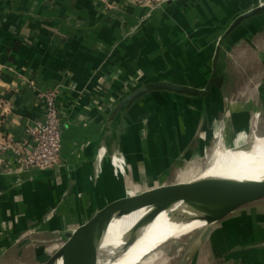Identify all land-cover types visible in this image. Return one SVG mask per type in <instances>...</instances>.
Here are the masks:
<instances>
[{"label": "crops", "instance_id": "1", "mask_svg": "<svg viewBox=\"0 0 264 264\" xmlns=\"http://www.w3.org/2000/svg\"><path fill=\"white\" fill-rule=\"evenodd\" d=\"M261 4L172 0L150 8L129 0H111L108 7L100 0H0V264H44L57 241L106 202L174 182L175 162L195 157L219 129L247 130L264 106V79L238 83L219 71L239 50L264 51V18L260 28L255 16L225 35L233 20ZM221 52L228 60L223 67ZM149 82L191 92L156 90L113 111ZM233 86L251 89L245 99L230 101ZM48 89L59 94L60 161L25 168L15 148L31 145L29 128L44 118L40 92ZM148 114L159 120L146 125ZM259 130L264 133L263 122ZM96 169L101 173L93 177ZM157 201L147 199L138 210ZM200 252L197 264L205 254L230 264H264V206L217 224Z\"/></svg>", "mask_w": 264, "mask_h": 264}, {"label": "bare ground", "instance_id": "2", "mask_svg": "<svg viewBox=\"0 0 264 264\" xmlns=\"http://www.w3.org/2000/svg\"><path fill=\"white\" fill-rule=\"evenodd\" d=\"M254 18H247L229 38ZM252 142L233 150L219 146L211 166L185 183L198 184L192 201L162 199L130 215L110 218L101 232L98 264H140L164 241L216 223L218 215L233 202L264 189V138H258L253 145ZM136 222L139 223L135 239L126 244ZM202 237L199 235L192 247L195 248ZM54 264H62V259Z\"/></svg>", "mask_w": 264, "mask_h": 264}, {"label": "water", "instance_id": "3", "mask_svg": "<svg viewBox=\"0 0 264 264\" xmlns=\"http://www.w3.org/2000/svg\"><path fill=\"white\" fill-rule=\"evenodd\" d=\"M264 13V4L256 6L243 14H240L226 29L225 35L232 33L242 22L247 18L257 16ZM214 80V78H213ZM213 81H211L212 83ZM210 83V85H211ZM218 84V82H216ZM209 89L206 88L205 91ZM156 90H170L180 93H190L191 89L186 86L173 84L170 82H149L143 84L128 94H126L115 106L114 112L120 111L123 107L133 104L142 96ZM260 123L257 121L250 123L247 130L236 132L235 135L227 134L224 129H219L212 137L210 143L205 144L198 153V156L206 155L207 152L215 145L218 148L221 145L232 146L234 140L242 139L240 146L247 145L254 136H263L264 133L259 130ZM238 135H240L238 137ZM196 141V139H195ZM215 148V149H216ZM196 157V156H195ZM181 158L175 162L172 170L178 166L181 167L183 163L195 159ZM196 185L198 184H183L182 182H172L169 184L158 185L137 193H128L124 196L114 198L106 202L100 207L90 218L80 222L75 228L65 233L64 243L52 254V256L44 264H54L59 258L62 259V264H98L100 251V237L105 224L113 215H123L131 213L142 205L147 199H170L192 201ZM264 197V189L255 191L251 194L245 195L233 202L229 207L223 210L216 221L221 220L224 216L238 208L239 206L261 199ZM136 222L130 229L126 244H130L135 239V231L137 230ZM212 225V224H211ZM211 225L202 233L204 239L210 232ZM185 264V263H182Z\"/></svg>", "mask_w": 264, "mask_h": 264}, {"label": "rangeland", "instance_id": "4", "mask_svg": "<svg viewBox=\"0 0 264 264\" xmlns=\"http://www.w3.org/2000/svg\"><path fill=\"white\" fill-rule=\"evenodd\" d=\"M259 22L264 18V13L257 15L256 17ZM243 23V22H242ZM241 23V24H242ZM263 22H261V25L258 26V28L262 27ZM264 51L254 52V54H247L239 50L235 56V59H232L228 62V66L226 67V70L222 69L219 71L220 75H227L228 77L232 78L234 77L236 82L239 83V80H249L250 78L253 79L254 82H260L264 79ZM225 52H221L219 55V63L223 67L224 63L227 64V58L225 56ZM227 60V61H226ZM235 65V69L233 68V65ZM221 67V68H222ZM230 67V70L227 68ZM251 67V68H250ZM252 83V81H251ZM241 89H244L241 91ZM250 86H246L244 88H236V86L231 88V95L229 96L230 101L233 99H237L241 97L246 98L247 91L250 90ZM245 91V92H243ZM243 92V93H242ZM242 94V95H241ZM260 105V104H259ZM262 105V104H261ZM230 106V103H227V108ZM259 113L257 114L256 111L254 112V118L251 120V123L257 121L258 123L263 122L264 123V106L259 109ZM222 115V114H220ZM258 115V116H257ZM150 116L153 117V119L150 120ZM159 114H148V118L146 119V125H149L151 121L153 120H159L158 118ZM263 120V121H262ZM137 126H140L139 124H135L133 126V129H136ZM151 127V125H150ZM149 129V128H148ZM146 134V133H145ZM141 135V134H140ZM240 135H238L239 137ZM136 138V137H135ZM258 138H264L263 136H254V138L250 141L252 142L251 145L255 144ZM242 139H235L234 143L231 145L233 147H241ZM224 150L229 149H235L232 146H224L221 145ZM217 145L213 146L206 155L198 156V153H196V157L193 160L186 161L182 164L181 167L175 168L173 175L171 179L174 182H183V184L197 178L201 173H203L207 168L211 166V160L213 157V154L215 153ZM105 148L102 146V149ZM216 148V149H215ZM105 154V153H104ZM110 158V157H109ZM111 161V158H110ZM114 166L115 172L118 173ZM127 168H124L123 172L126 171ZM98 173H101V170L98 171ZM166 184V183H165ZM169 184V183H167ZM263 205L264 206V197L246 204H243L224 216L221 220L217 221L216 223L212 224L210 227L209 234L202 239L196 247H192L193 242L197 239L199 235H201L207 227H203L200 230H196L194 232H191L187 235H184L178 239H174L169 241L166 240L163 243H161L142 263L140 264H182L185 262V264H197L199 263L198 259L196 258L198 254H201L200 251H202L203 248H205L207 239L210 237L211 232L214 230L217 224L220 223L222 225V221L225 220L228 217L236 216L241 213V211H250L252 208H256L257 206ZM93 215V214H92ZM92 215L87 216L86 219L90 218ZM65 241V235L64 238L58 240L59 243L56 250L61 246L62 243ZM192 249V250H191ZM191 250V254L188 257L186 261H184V257L188 251ZM204 252V251H203ZM159 254V255H158ZM52 255H50L51 257ZM204 259L206 261H203V264H230L224 259V256L213 258L214 256L208 257V255H203ZM49 257V258H50ZM48 258V259H49Z\"/></svg>", "mask_w": 264, "mask_h": 264}, {"label": "built area", "instance_id": "5", "mask_svg": "<svg viewBox=\"0 0 264 264\" xmlns=\"http://www.w3.org/2000/svg\"><path fill=\"white\" fill-rule=\"evenodd\" d=\"M137 5L145 7H158L172 0H129ZM108 7L111 0H100ZM59 94L54 89L40 92V98L44 105V118L29 128L31 145L15 148L18 163L25 168L48 169L57 165L60 161L63 142V118L58 105ZM98 176V169L93 177Z\"/></svg>", "mask_w": 264, "mask_h": 264}]
</instances>
